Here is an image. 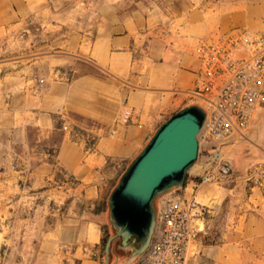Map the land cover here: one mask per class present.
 <instances>
[{"label": "crops", "instance_id": "crops-1", "mask_svg": "<svg viewBox=\"0 0 264 264\" xmlns=\"http://www.w3.org/2000/svg\"><path fill=\"white\" fill-rule=\"evenodd\" d=\"M238 27L264 33V0H0V131L25 149L0 181L10 264H104L96 209L158 127L200 104L202 44ZM227 147V183L177 191L206 206L189 264H264V174L249 173L264 107ZM126 254L111 264H136Z\"/></svg>", "mask_w": 264, "mask_h": 264}, {"label": "built area", "instance_id": "built-area-1", "mask_svg": "<svg viewBox=\"0 0 264 264\" xmlns=\"http://www.w3.org/2000/svg\"><path fill=\"white\" fill-rule=\"evenodd\" d=\"M199 58L201 68L191 98L200 102L207 117L198 135L195 176L201 179L200 186H221L234 172L225 147L246 138L264 105V33L238 27L216 34L202 44ZM131 118L132 112L125 109L122 122L129 123ZM259 172L264 174V167L254 169ZM178 190L158 211L151 245L136 264H189L191 246L199 235L197 222L206 206L195 191L191 199H185Z\"/></svg>", "mask_w": 264, "mask_h": 264}, {"label": "water", "instance_id": "water-1", "mask_svg": "<svg viewBox=\"0 0 264 264\" xmlns=\"http://www.w3.org/2000/svg\"><path fill=\"white\" fill-rule=\"evenodd\" d=\"M206 117L200 104L173 113L127 166L108 198L115 233L107 243V254L116 238L121 239L120 250L130 253L128 261L146 254L157 228L155 201L184 188L198 160V135Z\"/></svg>", "mask_w": 264, "mask_h": 264}, {"label": "rangeland", "instance_id": "rangeland-1", "mask_svg": "<svg viewBox=\"0 0 264 264\" xmlns=\"http://www.w3.org/2000/svg\"><path fill=\"white\" fill-rule=\"evenodd\" d=\"M264 107V105H263ZM36 134L34 130L30 131V137L31 140L34 142L36 139ZM13 145V146H12ZM15 147V148H12ZM228 147H225L224 151L227 153ZM23 152L25 151L24 147L21 144V138L18 134L6 130H1L0 131V181L3 178V173L6 171V169L9 166L10 159H11V154L14 152ZM27 153V152H26ZM24 157H28V154L25 155ZM233 163V162H232ZM21 166V165H19ZM256 167H261L260 164L253 165L249 169V173H253L254 169ZM248 168V167H247ZM194 170V169H193ZM248 173V172H247ZM175 190L171 191L170 193L158 198L155 201V206L157 211H159L166 200V198L170 197ZM4 189L0 185V193H3ZM4 203V199H0V204ZM3 208V205H2ZM110 222V221H109ZM111 224V223H110ZM10 225V220H5L3 217H0V231H4L7 226ZM112 226V225H111ZM113 228V227H112ZM114 230V229H113ZM9 246H6L3 244V241L1 239L0 235V264H10L11 261H15V258H17V250L16 253L13 254V256H9Z\"/></svg>", "mask_w": 264, "mask_h": 264}, {"label": "trees", "instance_id": "trees-1", "mask_svg": "<svg viewBox=\"0 0 264 264\" xmlns=\"http://www.w3.org/2000/svg\"><path fill=\"white\" fill-rule=\"evenodd\" d=\"M200 181H201V179L199 177L192 176L191 174H189L187 176L186 183H185L184 187H187L189 184H192L193 186L196 187L200 184ZM96 211L97 212H103L105 215H108V211H109L108 197H106L105 200L101 202V204L96 209ZM101 230L103 232L102 253H103V257H104V264H111V262H112L113 258H115V256L126 257L127 254L119 249V245L121 243L120 238H116L112 242L111 248H110V253L109 254L106 253L107 243H108L109 239L115 233L108 219H106L105 221H103L101 223ZM138 245H139V243H138Z\"/></svg>", "mask_w": 264, "mask_h": 264}]
</instances>
